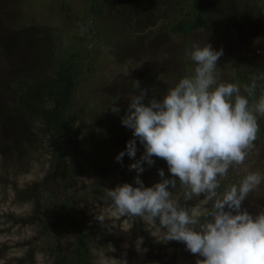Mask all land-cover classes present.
I'll return each instance as SVG.
<instances>
[{"label":"rangeland","instance_id":"1","mask_svg":"<svg viewBox=\"0 0 264 264\" xmlns=\"http://www.w3.org/2000/svg\"><path fill=\"white\" fill-rule=\"evenodd\" d=\"M192 1L0 0V230L4 231L0 233V264H18L27 242L41 245L33 227L8 230L13 225L9 216H22L31 209L17 202L18 188L40 182L46 174L41 154L18 159L17 146L26 142L27 136L13 90L23 80L43 77L50 62L74 53L85 58L82 71L86 72L75 105L85 118L75 151L83 173L76 202L84 232L95 240L92 263L195 264L198 257L183 243L161 241L158 224L116 214L105 195V188L117 184L137 186V173L129 170L135 161L127 154L123 166L115 160L133 138L132 130L121 124L130 95L147 89V103L154 94L159 97L177 83L193 65L185 55L193 44L209 42L215 50L223 49L217 68L222 81L243 86L264 75V1H217L208 14V30L187 37L171 33L170 24ZM250 70L252 75H247ZM258 81L264 86V80ZM114 104L121 109L119 114L111 111ZM262 139L244 164L230 169L221 180L224 188L250 171L264 174ZM138 147L137 159L144 151L139 142ZM154 159L155 165L149 168L145 163L140 174L146 187L160 182L158 169L166 163ZM164 171L165 177L171 178L168 166ZM196 203L193 200L188 205ZM199 207L207 211L210 204ZM242 207L252 214L264 209V183L249 194ZM101 211L108 213L103 226L95 219ZM37 264H46L43 255L37 256Z\"/></svg>","mask_w":264,"mask_h":264},{"label":"clouds","instance_id":"2","mask_svg":"<svg viewBox=\"0 0 264 264\" xmlns=\"http://www.w3.org/2000/svg\"><path fill=\"white\" fill-rule=\"evenodd\" d=\"M223 54L209 42L193 44L185 53L193 65L177 83L147 103V89L130 95L121 124L133 138L115 160L123 166L127 154L135 161L129 170L137 173V186L117 184L105 195L116 214L158 224L161 241L183 243L198 257L195 264H264V209L252 214L242 207L264 174L250 171L221 190V180L255 147L264 118V86L256 98L257 80L264 75L243 86L222 81L217 68ZM110 109L121 111L115 104ZM138 142L144 150L139 159ZM154 157L166 161L171 178L160 168V182L146 187L140 174L145 163L155 165ZM200 204L210 207L201 211ZM107 216L101 211L95 219L103 226Z\"/></svg>","mask_w":264,"mask_h":264},{"label":"trees","instance_id":"3","mask_svg":"<svg viewBox=\"0 0 264 264\" xmlns=\"http://www.w3.org/2000/svg\"><path fill=\"white\" fill-rule=\"evenodd\" d=\"M217 1L229 0H193L184 5L180 17L170 24L169 31L187 37L200 29L208 30V14ZM84 61L79 53H74L69 58L50 62V70L43 77L23 80L13 90L27 136V141L17 146L18 159L21 161L24 157L41 154L46 167V174L40 182L16 191L17 202L30 206V211L22 216L8 217L13 224L8 227L9 231L17 226H29L41 239V245L37 247L27 242L18 264H37L39 254L44 256L46 264H93L91 249L95 247V240L84 232L76 202L82 190L79 180L83 173L75 151L82 137L85 118L75 105L82 76L86 75L82 71ZM246 72L252 75V70ZM257 83L256 98L261 91V82L257 80ZM258 123L260 130L254 148L264 138V118ZM163 168L167 170V163ZM99 185L102 186L103 182ZM223 188L221 183V190Z\"/></svg>","mask_w":264,"mask_h":264}]
</instances>
